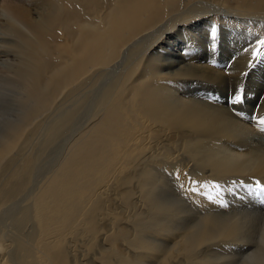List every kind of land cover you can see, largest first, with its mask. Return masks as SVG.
<instances>
[{
	"label": "bare ground",
	"instance_id": "1",
	"mask_svg": "<svg viewBox=\"0 0 264 264\" xmlns=\"http://www.w3.org/2000/svg\"><path fill=\"white\" fill-rule=\"evenodd\" d=\"M171 1L0 0V264H264V138L191 92L232 82L212 19L264 24V0Z\"/></svg>",
	"mask_w": 264,
	"mask_h": 264
},
{
	"label": "rangeland",
	"instance_id": "2",
	"mask_svg": "<svg viewBox=\"0 0 264 264\" xmlns=\"http://www.w3.org/2000/svg\"><path fill=\"white\" fill-rule=\"evenodd\" d=\"M185 3H188V1L181 2V0H172L170 3H168L169 7H168L167 14L176 13L180 9V7H182ZM231 6H234V5L231 4ZM212 20L215 23V25H217L218 27L230 28L232 30H223V29L221 30V28H220L217 31L216 38H215L214 43H213L214 50H215L214 52L217 56L214 54L215 55V56L213 55L214 57H207V59H209L208 61L210 62L209 63L210 66L213 65L212 67L219 68L221 70V72H223L224 75L226 74L228 76L233 77L232 82H231V80H229V81L225 80L228 82L227 86L229 87L228 89H225V90H218L214 86L212 87L209 85L206 86V85H197L196 84V85H194L196 88L193 86L191 88V92L192 91L194 92V93L192 92L193 95H196V96L200 95L198 97H200L204 100H207V101H210L213 103H217V104H220L222 106H226L228 108H232L234 111V114H236V115L239 114L238 117L241 120H244V122L248 123V125H250V127L255 131V133H257L259 135L260 138H262V137L264 138V134H263L264 132H261L260 126L257 124L259 119L264 118V110L258 108V106H261L263 101H264V98H263L264 97V45L260 44V41L264 40V24L256 23V25H255V22H246V23L240 22L239 23V21H238V23H237V21H236V22H229L227 25H221V24H225V22H222V21L220 22L217 15ZM241 24H243V25H241ZM252 25H254V26H252ZM228 31H230V33L228 35V38L230 40H228V38L226 37L228 44L225 45V41L222 37H224V33L227 34L226 32H228ZM202 45H203L202 46L203 49L198 50L199 52H197V54L200 53V51H204V53L206 52V48H207L208 44L206 42H204ZM216 45H217V47H216ZM199 49H200V47H199ZM245 51H246V53H245ZM13 53H11V54H13ZM247 53H250V54H247ZM241 54L243 56L245 54V55L250 56V57L248 58V60H246V62H241L240 61L241 59L238 61L236 59V56L241 55ZM16 56L18 58L20 57V55H16ZM247 56H246V59H247ZM254 56H255V58H254ZM14 70H16V69H14ZM235 72H237V73H235ZM10 76L11 75L9 73V77ZM234 76H237V78H235ZM12 77H14V75H12ZM10 82H12V81H2V79H0V87L8 85ZM16 82H18V81H16ZM233 82H234V84H233ZM235 94H241L243 96V100L241 103L233 105L230 103V100L233 98V96ZM2 114L4 115V113H2ZM2 114L0 111V115H2ZM54 114H56V112ZM44 116L38 118L37 120L40 121L42 118H44ZM3 132H6V129L3 128V126H0V134H2ZM114 133L117 136V134H119L120 132L115 131ZM98 134H99L98 135L99 141L107 140V136L104 135L102 132H99ZM63 137H64V134H61V135L54 137L48 145H52L53 148H54V146L56 147L57 145H61L62 141H63ZM32 141L37 142L38 143L37 146H40L39 136H34L32 138ZM263 141H264V139H263ZM24 143L26 144L25 141H24ZM24 143H23V145L26 148L24 149L25 152L23 151L22 153H25L27 156L28 154H31V151H28L29 149H27L28 143L26 145ZM103 145L104 144H102L101 147H103ZM107 146H108V144L105 145V148H107ZM52 147H50L46 151L41 150L40 152L38 151L37 153H34V156L36 155L35 157L37 159H40L38 161V164L41 163L40 165H42L44 162H46L49 159L50 156H48V155H49V151ZM42 151H43V153H42ZM14 154H16L17 157H19L20 152H16ZM38 154H40L42 157L38 156ZM45 156H46V158H45ZM78 166H80V165H78ZM75 169H77V167H75ZM245 181H247V180H245ZM235 183L236 182L228 183L229 185L226 183L219 184V185L215 186L214 189H213V187L201 189V194L199 196L196 195L197 200H198V198H200V200L197 202L193 199V201L198 205H205V204L211 205L212 201L216 200L218 198L217 196H220V194H222V191L220 189L224 188L225 186H230V185L234 186ZM244 183H247V182L241 181V186L244 188L241 187V190L239 192L235 193V197L237 199L236 198L234 200H233V198L229 199V205L225 206V209H227L228 211L229 210L233 211V210H235L236 207L237 208H246V205L249 202V201H246V198L249 196L248 193L251 194L253 192V190H254L253 186H255V185H253L254 184L253 182H249V184L252 186L246 185ZM237 184H238V182H237ZM259 184L264 186V183H262V182H259ZM216 187H217V189H216ZM246 188H251V189L248 190ZM217 190L219 192H217ZM256 192L258 194V199H260L261 197L264 196V192H258V191H256ZM211 194H212V196H211ZM246 194H248V195H246ZM261 195H263V196H261ZM251 199H254V198H249V200H251ZM210 200H212V201H210ZM241 200H243V201H241ZM263 204H261L259 207H261L263 212H264V209H263L264 205Z\"/></svg>",
	"mask_w": 264,
	"mask_h": 264
},
{
	"label": "snow or ice",
	"instance_id": "3",
	"mask_svg": "<svg viewBox=\"0 0 264 264\" xmlns=\"http://www.w3.org/2000/svg\"><path fill=\"white\" fill-rule=\"evenodd\" d=\"M211 36L213 39L216 37V29L213 27L211 30ZM261 45H264V40L260 41ZM255 58V56H254ZM243 100V96L241 94H235L233 98L230 100V103L235 105L241 103ZM258 124L260 126V130L264 132V118L259 119ZM195 183V181H193ZM256 188L259 189L261 192H264V187H262L259 182H256Z\"/></svg>",
	"mask_w": 264,
	"mask_h": 264
}]
</instances>
